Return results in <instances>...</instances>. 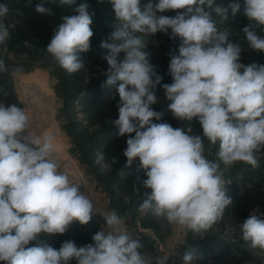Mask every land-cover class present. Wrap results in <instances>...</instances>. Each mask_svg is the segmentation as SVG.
<instances>
[{"label": "clouds", "instance_id": "obj_1", "mask_svg": "<svg viewBox=\"0 0 264 264\" xmlns=\"http://www.w3.org/2000/svg\"><path fill=\"white\" fill-rule=\"evenodd\" d=\"M57 3L68 5L70 12L53 29L46 51L62 69L76 73L85 67L81 54L91 47L94 13L88 0H40L35 11L53 15L47 5ZM109 3L116 24L100 44L108 65L105 85L115 87L119 96L118 118L112 123L119 137L127 136L126 167L138 158L146 177L137 178L145 189L139 210L193 233H206L232 203L221 164L244 162L257 168L256 153L264 151V64L241 63L243 45L220 30L214 16L221 23L237 14L246 17L249 23L242 32L248 47L264 53V0H243V5L231 0L227 6L216 0ZM170 10L175 16L162 14ZM8 12V6L0 3V45L10 38L4 22ZM169 30L170 38H179L180 44L169 53L172 82L161 85L147 44L150 36ZM7 71L0 59V73ZM158 85L169 101L168 110L178 121L188 122L186 128L153 123L162 117L152 108L158 103ZM0 94L7 95L3 89ZM194 118L201 134H192ZM32 128L24 108L0 102V262L150 264L142 254L141 239L122 226L125 218L114 210L102 213L105 225L92 236L93 243L78 247L65 240L56 249L44 239L66 233L74 221L87 225L96 203L70 182L69 173L58 163L54 136L34 134ZM205 138L212 146L218 144L216 160L205 156ZM95 162L102 171L111 168L103 152ZM239 227L249 247L264 253V214L254 210ZM33 241L35 245L29 246ZM179 248L167 258L155 257L151 264H176L177 259L190 264L196 258L193 251Z\"/></svg>", "mask_w": 264, "mask_h": 264}, {"label": "rangeland", "instance_id": "obj_2", "mask_svg": "<svg viewBox=\"0 0 264 264\" xmlns=\"http://www.w3.org/2000/svg\"><path fill=\"white\" fill-rule=\"evenodd\" d=\"M39 2L0 0L9 8L4 22L10 32V38L0 45V59L8 67L7 72L0 73V89L7 93L6 96L0 94V102L24 108L33 121L34 134L54 136V156L58 163L69 173L70 182L81 186L82 191L96 203L95 213L87 225L74 221L66 233L44 239L56 249L65 240L74 241L78 247L93 243L92 236L105 225L102 213L114 210L125 218L122 226L141 239L145 246L142 254H146L150 264L157 256L167 258L177 247L181 252H194L196 258L190 264H264V253L249 247L242 239L239 227L255 208L260 210L259 214H264V151L256 153L259 160L257 168L244 162L231 167L221 164L225 188L232 203L206 233H193L150 213L140 212L145 189L140 187L137 178L142 180L146 177L138 158L126 167L123 152L127 136L119 137L118 129L112 123L118 118L119 96L115 87L105 85L107 77L104 72L108 65L102 59L106 50L100 44L109 38L116 24L109 0H88L90 12L94 13L91 25L94 36L90 50L81 54L85 67L76 73L62 69L46 51L53 29L63 16L69 14L70 7L59 3L47 5L53 15H41L35 11ZM142 2L147 3L148 0ZM216 2L227 6L231 0ZM240 3L243 5V0ZM214 19L220 30L229 32L230 39L243 45L241 63L264 64V53L251 50L242 32L249 23L246 17L237 14L224 23L219 17L214 16ZM158 34V40L154 36L148 38L149 59L162 77L161 85L170 84L169 53L178 50L180 40L171 39L170 33ZM123 55L121 53V58ZM17 67L22 71L13 74L12 70ZM161 85L156 89L158 103L152 108L162 113V117L153 119V123L186 128L188 122L178 121L168 110L169 101ZM191 126L193 135L201 134L202 128L195 118ZM204 146L205 156L216 160L218 144L212 146L205 138ZM100 152H103L105 162L111 165L110 169L102 171L101 165L95 162ZM74 170L79 172L80 178L73 175ZM34 245L35 241L29 244ZM70 264L76 262L71 261ZM176 264H183V261L177 259Z\"/></svg>", "mask_w": 264, "mask_h": 264}, {"label": "built area", "instance_id": "obj_3", "mask_svg": "<svg viewBox=\"0 0 264 264\" xmlns=\"http://www.w3.org/2000/svg\"><path fill=\"white\" fill-rule=\"evenodd\" d=\"M175 14H176V12L175 11H168L165 15H167V16H175ZM169 33H170V30H169ZM254 210H257V208H255ZM253 210V211H254ZM259 210V209H258ZM253 211H251V213L253 212ZM259 213H260V210H259Z\"/></svg>", "mask_w": 264, "mask_h": 264}, {"label": "bare ground", "instance_id": "obj_4", "mask_svg": "<svg viewBox=\"0 0 264 264\" xmlns=\"http://www.w3.org/2000/svg\"><path fill=\"white\" fill-rule=\"evenodd\" d=\"M55 139V138H54ZM74 173H73V175L75 174V176H77V177H79L80 178V174H79V172L77 171V170H74L73 171ZM95 212H93V214H94Z\"/></svg>", "mask_w": 264, "mask_h": 264}, {"label": "crops", "instance_id": "obj_5", "mask_svg": "<svg viewBox=\"0 0 264 264\" xmlns=\"http://www.w3.org/2000/svg\"><path fill=\"white\" fill-rule=\"evenodd\" d=\"M155 1H156V0H154V2H155ZM158 37H159V34H158V33L154 35L155 40H158ZM160 38H161V37H160Z\"/></svg>", "mask_w": 264, "mask_h": 264}]
</instances>
